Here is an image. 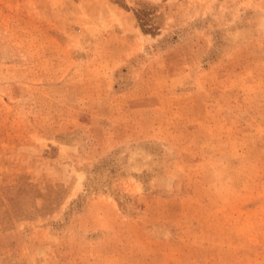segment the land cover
<instances>
[{
  "label": "rangeland",
  "instance_id": "1",
  "mask_svg": "<svg viewBox=\"0 0 264 264\" xmlns=\"http://www.w3.org/2000/svg\"><path fill=\"white\" fill-rule=\"evenodd\" d=\"M0 264H264V0H0Z\"/></svg>",
  "mask_w": 264,
  "mask_h": 264
}]
</instances>
